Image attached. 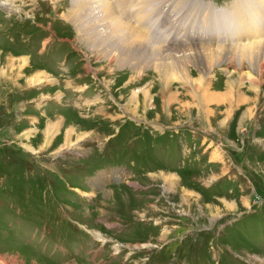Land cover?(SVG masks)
<instances>
[{
	"label": "rangeland",
	"instance_id": "rangeland-1",
	"mask_svg": "<svg viewBox=\"0 0 264 264\" xmlns=\"http://www.w3.org/2000/svg\"><path fill=\"white\" fill-rule=\"evenodd\" d=\"M97 1L135 28L158 17L153 35L170 40L138 29L162 47H210L128 60L104 41L96 51L82 43L74 14L96 12L93 0H0V264H264V67L214 48L264 33L190 36L221 12L237 21L230 2L208 11L211 0ZM237 2L258 31L262 5ZM223 23L216 29L233 37Z\"/></svg>",
	"mask_w": 264,
	"mask_h": 264
},
{
	"label": "bare ground",
	"instance_id": "bare-ground-1",
	"mask_svg": "<svg viewBox=\"0 0 264 264\" xmlns=\"http://www.w3.org/2000/svg\"><path fill=\"white\" fill-rule=\"evenodd\" d=\"M240 1L243 2L242 4H244V5H249L251 7L253 6L255 10L260 8L261 5L264 8V0H240ZM118 2H121V4H123L125 6V8H127L129 6H132V5H138L139 4V1L137 2V0H135L134 4L133 3H128L127 0H118ZM2 4L5 5L4 3H2ZM234 4L238 5L237 6L238 9L242 7L240 2L236 3V1H235ZM110 6L111 5H109L108 3H105V4L103 3L102 5H100V3H98V1L96 2V0H93L92 8H95L94 10H96V12H94L92 14V11L90 9L89 10L86 9L85 11L84 10H82V11L80 10L81 13L80 12H76L74 14V15L77 14L76 17H74V19H73V21L76 23V25H75L76 26V28H75L76 31L78 32L79 35H81V39H82V30H84V32L86 31L85 35H87V37H88L86 39H82L81 40L82 43H83V41L86 42V41H89V40L92 43V44L84 43V45L86 44V46L89 49L94 46V50H95L96 44L97 45H99V44L102 45V42L104 41L105 43H108V48L110 49L111 52L114 51V52H117L118 54H122V55H124V58L126 57V58H128V60H129L130 57L139 56V58H142L143 54H145L146 57H148L150 55H153L152 57H150V59L151 60L152 59H157V62L159 63V60L160 61H165V59H167V58H169L171 56H174L176 54L181 55L185 51H188V50L197 49V48H200V47H210V46H206V45H200V46L199 45L198 46L191 45V46H184V47L183 46L181 47V45H180V47H175V46H172L170 44L165 45V47L164 46L162 47L161 45L158 44V42L152 41L153 38L152 39L150 37L148 38L147 37V36H149L148 34L145 35V33H143L142 30H140L138 28H135L133 26V24H130V22L125 21L124 19L120 20L118 18H115L114 9H113V7H110ZM137 9H139V7ZM142 9L140 11H142ZM89 13H91L93 16H94V14H98L99 13V17H101V16L107 17V22L108 23H106L104 25H100L98 22L103 21V20L98 21L99 18L98 19L96 18V20H95V19H93V16L90 17L89 15H86V14H89ZM106 13L108 15H106ZM227 13L228 12H226V11L225 12H221L220 16L217 17V20L219 18V20H221V21H219V20L217 21L216 20L215 21L216 24L215 25H213V24L211 25L212 28L214 29L213 30L214 32H215V30L216 31L219 30L218 28L216 29V27H217L218 24H220L222 22H224L223 26H228V27H226V29L228 31H230L232 29V25H231V23L229 21L231 20V21L234 22V20L230 17V14H227ZM255 14H256V12H255ZM258 16H260V14H258ZM207 17L208 16H205V18H207ZM248 18L251 19V20L248 21L250 28L248 27V29H245V27H243V28H239L238 27V33H244V29H245L246 31H248V33L250 32L251 34L249 33V34H247V35H245L243 37H239L238 35H236V34L234 35L233 34V37H232V36H224V35H229V34H224V32H225L224 30L223 31L219 30L216 33L212 32L211 33V37H213L214 39H217L218 37H220V39L221 38L223 39V37L235 39V37L238 36L239 38H245L246 39V38H251L252 36L257 35L258 33L259 34L264 33L262 31V28H264V24H263L264 21L258 20V21H260L259 30L257 29L258 31H253V30H250V29L255 27L254 23H256V21L254 20L253 16L252 17L249 16ZM94 20H95V22H94ZM140 20H143V18H140ZM94 26H97V29H95ZM91 29L97 30V34H96L97 37H95V36L91 37L90 36V33L88 31L91 30ZM144 30L147 31L146 29H144ZM156 34H158V33L156 32ZM161 36H162V34H161ZM165 38H167V36ZM165 38H163V39L165 40ZM245 43H247V41ZM248 43L249 44H245V45L242 44V43H239L238 45H235L234 47H232V46L222 47V46L219 45L218 47H214V48L215 49H219V48L227 49L228 51H230V49H231L232 51H230V52L233 53L232 55L234 56L236 54L239 57L240 66L243 64L244 60L247 57H249V61L251 62V64H253V60H254L253 58H259L257 60L256 64L258 65V67H257L258 70L257 71L259 73H261V68L264 67V36H263V38H260L259 41L257 39H253V40L248 41ZM160 44H162V43H160ZM254 45H255V47L258 50H255V51L252 52L249 48L253 47ZM99 49H100V47H99ZM179 55L177 56V58L179 57ZM106 57L109 60H111V56H106ZM20 58H22V57H20ZM151 60L146 62V63H144L143 65H146V64L150 63ZM6 61H8V60H6ZM25 61H26V59H25ZM161 63H164V62H161ZM254 65H255V63H254ZM157 66L158 65H156V67H154L155 70H157V68H159ZM38 79H39V77H38ZM251 80H253V78H251ZM164 81L165 82L169 81V79L168 80L166 79ZM249 81H250V79H249ZM125 105L127 107L128 112L137 113V110H136L137 107L136 106L135 107H132V106L130 107L129 103H126Z\"/></svg>",
	"mask_w": 264,
	"mask_h": 264
},
{
	"label": "crops",
	"instance_id": "crops-1",
	"mask_svg": "<svg viewBox=\"0 0 264 264\" xmlns=\"http://www.w3.org/2000/svg\"><path fill=\"white\" fill-rule=\"evenodd\" d=\"M174 153H175V152H174ZM174 156H177V155H176V153H175V155H174ZM177 157H178V156H177ZM175 158H176V157H175ZM188 169H190V170H191V169H192V167H190V168H188ZM239 170H241V169L239 168Z\"/></svg>",
	"mask_w": 264,
	"mask_h": 264
},
{
	"label": "trees",
	"instance_id": "trees-1",
	"mask_svg": "<svg viewBox=\"0 0 264 264\" xmlns=\"http://www.w3.org/2000/svg\"><path fill=\"white\" fill-rule=\"evenodd\" d=\"M145 133H146V131L145 132H143V134L145 135ZM146 137L148 138V135H146Z\"/></svg>",
	"mask_w": 264,
	"mask_h": 264
}]
</instances>
